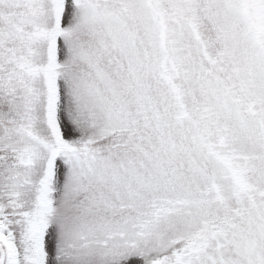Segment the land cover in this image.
<instances>
[{"label": "snow or ice", "instance_id": "snow-or-ice-1", "mask_svg": "<svg viewBox=\"0 0 264 264\" xmlns=\"http://www.w3.org/2000/svg\"><path fill=\"white\" fill-rule=\"evenodd\" d=\"M0 264H264V0H0Z\"/></svg>", "mask_w": 264, "mask_h": 264}]
</instances>
